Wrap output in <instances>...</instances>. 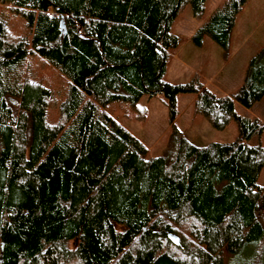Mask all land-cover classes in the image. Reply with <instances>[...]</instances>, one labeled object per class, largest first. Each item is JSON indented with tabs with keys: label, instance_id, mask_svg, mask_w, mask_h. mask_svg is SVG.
<instances>
[{
	"label": "trees",
	"instance_id": "1",
	"mask_svg": "<svg viewBox=\"0 0 264 264\" xmlns=\"http://www.w3.org/2000/svg\"><path fill=\"white\" fill-rule=\"evenodd\" d=\"M203 1L0 0V264H224L249 248L245 264H264V145L249 143L264 125L233 105L264 96V47L232 94L165 79L183 41L171 24ZM246 1L224 0L190 41L209 37L226 61ZM182 93L236 138L191 143L175 125ZM159 94L167 144L149 156L111 109L142 120L138 101Z\"/></svg>",
	"mask_w": 264,
	"mask_h": 264
},
{
	"label": "rangeland",
	"instance_id": "2",
	"mask_svg": "<svg viewBox=\"0 0 264 264\" xmlns=\"http://www.w3.org/2000/svg\"><path fill=\"white\" fill-rule=\"evenodd\" d=\"M223 1L204 0L198 16L192 13L188 4L182 7L171 24L170 32L180 36L183 41L167 64L166 81L186 83L196 77L215 95L232 94L241 85L247 61L264 47V0H247L240 8L229 35L226 61L221 47L209 37H204L200 46L190 41V36ZM261 60L264 63V51ZM41 68L44 74L50 75L47 67ZM192 99L191 93L176 95L178 115L175 120L176 127L191 143L204 146L210 142L227 143L236 138L233 122L222 130H215L202 117L194 116L191 110ZM233 105L237 115L257 119L260 125H264V96L248 109L236 102ZM138 106L146 112L142 120L126 117L117 106H113L111 112L122 127L147 148L149 156L159 155L166 147L169 128L165 100L160 94L151 98L142 96ZM254 142L264 145V129L249 143ZM256 184L264 188V168L260 169ZM252 253L251 248L238 255L225 253L223 263L245 264L251 259Z\"/></svg>",
	"mask_w": 264,
	"mask_h": 264
},
{
	"label": "water",
	"instance_id": "3",
	"mask_svg": "<svg viewBox=\"0 0 264 264\" xmlns=\"http://www.w3.org/2000/svg\"><path fill=\"white\" fill-rule=\"evenodd\" d=\"M59 30H60V35L64 33V26L62 23V20L59 21ZM167 237L174 243H177V237L171 233L167 234ZM0 252H1V247H0Z\"/></svg>",
	"mask_w": 264,
	"mask_h": 264
}]
</instances>
